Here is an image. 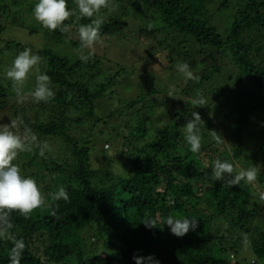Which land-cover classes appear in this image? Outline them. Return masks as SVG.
Segmentation results:
<instances>
[{
  "label": "trees",
  "instance_id": "trees-1",
  "mask_svg": "<svg viewBox=\"0 0 264 264\" xmlns=\"http://www.w3.org/2000/svg\"><path fill=\"white\" fill-rule=\"evenodd\" d=\"M37 2L0 0V66L8 69L16 53L31 48L43 58L38 68L51 77L55 97L47 103H35L31 97L17 103L12 82L0 72V108H10L14 117L21 115L40 141L57 139L66 149L58 157H42L36 149L20 166L21 174L36 180L56 211L53 216L46 208L37 209L27 219L12 213V233L27 244L21 264H136L134 254L154 256L160 264H246L237 258L244 249L241 233L249 234V249L259 260L250 263L264 264V205L254 198L264 190V0H115L119 8L114 14L102 10L105 43L129 27L133 10L128 4L135 2L138 14H151L153 19L159 15L164 27L155 31L164 35L157 55L167 61L173 76L182 74L176 65L187 62L200 77L184 83L181 99H167L155 88L145 93L149 86L144 83L124 115L115 109L106 113L96 104L114 99L119 74L97 82L104 59L94 54L84 63L56 51V42L79 47L76 29H45L33 16ZM67 4L75 9V0ZM90 22L70 17L65 23ZM11 27L47 31L53 48L37 51L4 38L3 32ZM35 74L36 69L31 70L24 84L31 90ZM197 91L207 106L192 105ZM193 111L205 122L198 154L189 151L184 140L183 126ZM116 118L121 121L116 123ZM99 124L108 131H129L127 136L118 133L134 149L124 151L130 158L126 175L115 173L109 164L91 166V135L84 131ZM210 129L226 142L215 143ZM217 158L229 160L238 170L258 166L256 182L227 187L214 180L211 166ZM59 186L67 189L69 201L50 200L48 194ZM146 215L158 218L157 227L148 229L141 223ZM168 215L196 216L198 227L177 237L164 224ZM12 246L11 240L0 239V264H9Z\"/></svg>",
  "mask_w": 264,
  "mask_h": 264
},
{
  "label": "clouds",
  "instance_id": "clouds-1",
  "mask_svg": "<svg viewBox=\"0 0 264 264\" xmlns=\"http://www.w3.org/2000/svg\"><path fill=\"white\" fill-rule=\"evenodd\" d=\"M119 5L115 0H75V9L69 10L67 0H38L32 9L34 19L49 31L59 30L61 33H69L75 27L79 41L76 49L78 58L87 63L94 55L97 45L104 46V38L101 35V27L104 19L101 15L102 10L108 13L115 12ZM75 17L90 19V23L74 25L65 23ZM152 26L148 25V30ZM42 57L34 54L31 48L20 51L12 61L11 67L6 69V77L12 82V87L16 96L17 103H24L29 97L35 102H49L55 97V92L51 87V77L39 71L38 65L42 62ZM177 71L183 74L184 79L198 82L200 77L195 74L187 62H180L176 65ZM36 69L35 87L25 93L23 84L28 79L31 70ZM167 95L173 99H181L175 88H171ZM194 107L207 106V99L197 91L196 98L191 101ZM211 115V114H210ZM191 119H188L183 126L184 140L190 146L189 151L198 154L202 147L201 126L204 120L198 112H191ZM10 123H0V239L11 240L12 247L8 252L9 264H21L22 254L27 244L23 238L13 235L14 224L12 213L18 212L25 219L30 218L31 214L37 209L50 211L55 216L56 211L52 208L45 195L41 192L36 180L31 176L21 174V168L14 164L20 153H31L36 149L39 155L44 156L49 144L47 141H40L37 134L28 127L21 115L11 118ZM22 129V130H21ZM208 134L217 144L225 143L222 135L214 130H208ZM212 178L216 181H223L227 187L254 184L257 180L259 167L253 165L247 169H237L236 165L229 160L219 158L212 162ZM54 203L63 199L69 201L67 189L59 186L58 190L48 194ZM257 203L264 205V190L254 193ZM148 229L157 227L158 218L146 215L141 222ZM164 224L169 226L170 231L177 237H183L190 230L194 231L198 227L196 216H175L168 215ZM242 246L249 248L251 240L248 233H241ZM136 264H160L154 256L142 257L133 256Z\"/></svg>",
  "mask_w": 264,
  "mask_h": 264
},
{
  "label": "rangeland",
  "instance_id": "rangeland-1",
  "mask_svg": "<svg viewBox=\"0 0 264 264\" xmlns=\"http://www.w3.org/2000/svg\"><path fill=\"white\" fill-rule=\"evenodd\" d=\"M128 6L131 8V10H133L127 19L129 27L124 29L117 36V38L104 43V46L97 45L94 52V54L104 59H101V69L103 70V75L98 77L96 80L97 82L104 80L111 74L115 75V73H118L120 76V82L116 86L114 99H102L96 101L97 107L98 105L99 107L101 106L106 113H109L110 110L115 109V111H123V115L126 114L128 111L126 105L131 100V98L142 92L140 86H142L144 83H148L149 86L148 89H145V93H148L151 88H155L158 91L164 93L162 95L163 97L167 99H173L167 95L168 91L171 88H175L176 94L178 95L179 93L180 95V90L184 88V83L186 82L182 74L176 73L177 75L175 74L176 76H173V73L169 72V69L166 68L168 65L167 61H162L161 57L156 53V49L159 52L162 49V47L159 45L160 41L158 40H160V35H164V32L159 35V33L155 31V29H162L164 27L159 15L154 14L156 19H153L150 16L151 14H138V12L135 11V2L128 4ZM117 13L120 14L119 12ZM205 13H207L208 16L209 12ZM214 13H216V11ZM209 15L212 16L213 12L210 11ZM148 25L152 26L151 30H148ZM3 34L4 38H9L12 41L15 40L14 42L18 43H26L37 51L43 49L44 47L53 48L47 31L45 30L38 34L30 33L28 30L20 27H11L5 30ZM54 49L63 55L69 56L72 59L78 58L76 48L72 47L67 41H63V43L56 42ZM10 53L12 54V51ZM16 55L18 54L16 53L15 56L11 58V62L14 60ZM4 68H6V66H0V72L2 74H6V70H4ZM28 77L31 79L30 76ZM94 83L95 81L93 82V85ZM24 84V92L31 90V87L29 88ZM177 87H181V89H177ZM108 97L113 96L111 95ZM151 98L153 97H148L147 99ZM14 100H16L15 97ZM12 105L13 103L11 102L10 106ZM100 109L97 112L98 114L100 113ZM9 117L15 118L11 113L10 108H0V123H10ZM114 120L117 123L121 121V118H116ZM114 130L115 131H108L106 127H102L99 124L95 125L92 130L86 128V131H82L91 135L90 142L88 143L90 148L91 166L97 169L109 164L112 166L115 173L119 175H126L129 170L128 163L130 158L124 151H127V149L133 151L134 149L128 140L126 141L118 134L120 133L123 135V133H125L127 136L129 131H124V129L121 127H117ZM79 131L80 129H77V132ZM137 135L140 136V132L137 133ZM224 139H226V137ZM107 143L110 145L109 148H106ZM49 146V149H47L45 153L50 155V157L53 154H55L54 157H58L60 153L66 149L62 142L58 141L57 139L50 141ZM37 151L39 152L38 149ZM27 153L28 152L20 153L13 163L20 167L27 159ZM111 160H113V162H111ZM39 212H43V209H41ZM96 245L102 252V245H100V243H96ZM237 258L238 260H246L243 262L246 264H251L250 262L254 263L255 261L258 263L259 261L249 248L240 250ZM260 264H263V261H260Z\"/></svg>",
  "mask_w": 264,
  "mask_h": 264
}]
</instances>
